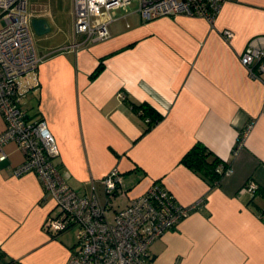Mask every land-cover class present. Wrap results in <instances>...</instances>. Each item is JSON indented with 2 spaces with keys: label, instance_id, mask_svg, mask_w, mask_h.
I'll use <instances>...</instances> for the list:
<instances>
[{
  "label": "crops",
  "instance_id": "1",
  "mask_svg": "<svg viewBox=\"0 0 264 264\" xmlns=\"http://www.w3.org/2000/svg\"><path fill=\"white\" fill-rule=\"evenodd\" d=\"M72 5L71 35L37 49L41 63L21 77L33 86L23 108L46 120L65 180L84 194L95 185L105 203L104 178L118 168L126 194L111 200L114 208L158 180L182 205L203 199L150 245L154 264H264V196L242 189L250 180L264 186V82L241 61L249 41L264 36V0H225L214 22L188 14L144 21L133 1L104 17L109 36L93 43L74 34ZM29 8L58 26L52 11ZM142 103L163 115L149 130L134 108ZM198 141L230 163L216 186L180 163ZM6 151L0 264H67L76 240L70 230L46 229L53 199L37 173H13L24 161L19 146L10 142Z\"/></svg>",
  "mask_w": 264,
  "mask_h": 264
},
{
  "label": "built area",
  "instance_id": "2",
  "mask_svg": "<svg viewBox=\"0 0 264 264\" xmlns=\"http://www.w3.org/2000/svg\"><path fill=\"white\" fill-rule=\"evenodd\" d=\"M133 1L138 2L137 11L144 21L188 14L214 22L225 0H73L74 34L86 43L107 38L104 17ZM33 17L29 0H0V112L5 120V129L0 133V161L9 157L6 145L15 142L24 161L13 173H37L46 196L54 201L46 229L52 235L76 230V244L67 264H154L150 245L198 208L203 199L190 205L172 202L167 191L154 183L127 206L114 208L111 200L126 194L118 168L104 178L105 203L95 185L84 194L65 180L56 161L59 146L46 120L28 118L23 108V100L33 86L22 82L21 77L36 70L42 61ZM223 36L231 40L234 32L225 29ZM241 61L252 77L264 82V36L249 41ZM242 189L253 195L259 184L250 180Z\"/></svg>",
  "mask_w": 264,
  "mask_h": 264
},
{
  "label": "trees",
  "instance_id": "3",
  "mask_svg": "<svg viewBox=\"0 0 264 264\" xmlns=\"http://www.w3.org/2000/svg\"><path fill=\"white\" fill-rule=\"evenodd\" d=\"M103 69L104 63L101 61L92 72L91 77H97ZM134 108L141 113L145 120L149 119L148 121L146 120L148 124L146 130H149L163 118V115L148 103H142L138 106L135 105ZM180 163L200 175L209 183L211 187L220 183L221 178L226 173V168L230 166L229 162L222 160L204 142L201 141L196 142L189 150H187V152L182 156ZM155 183H158L161 188H164L167 191L172 202L176 201V198L173 197L172 193L166 189L161 181L158 180ZM256 193H260L264 196V186L259 185V189ZM53 236L58 235L53 234Z\"/></svg>",
  "mask_w": 264,
  "mask_h": 264
},
{
  "label": "rangeland",
  "instance_id": "4",
  "mask_svg": "<svg viewBox=\"0 0 264 264\" xmlns=\"http://www.w3.org/2000/svg\"><path fill=\"white\" fill-rule=\"evenodd\" d=\"M71 0H29V5L40 6L46 8L49 12L54 13L55 19L58 20V26L51 25V31L46 35L35 34V42L37 49H45L46 47L59 46L65 39L71 35ZM68 237L73 241L76 240V230L72 229L68 233Z\"/></svg>",
  "mask_w": 264,
  "mask_h": 264
},
{
  "label": "water",
  "instance_id": "5",
  "mask_svg": "<svg viewBox=\"0 0 264 264\" xmlns=\"http://www.w3.org/2000/svg\"><path fill=\"white\" fill-rule=\"evenodd\" d=\"M32 26L36 34L44 35L51 31L49 21L45 17H33Z\"/></svg>",
  "mask_w": 264,
  "mask_h": 264
}]
</instances>
